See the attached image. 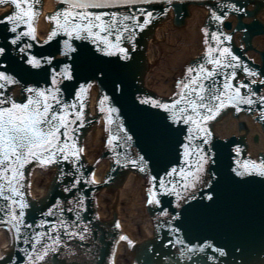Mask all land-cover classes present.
<instances>
[{
    "label": "snow or ice",
    "instance_id": "1",
    "mask_svg": "<svg viewBox=\"0 0 264 264\" xmlns=\"http://www.w3.org/2000/svg\"><path fill=\"white\" fill-rule=\"evenodd\" d=\"M178 2L59 0L57 10L46 17L49 28L46 39L41 40L37 18L43 14L42 0H0V4L11 5V10L0 16V216L5 217L0 224H16L21 244H28L23 255L0 256V264H49L65 247L71 250L70 241L90 243L89 233L94 230L81 215V209L88 210L82 185L101 181L95 173L84 175L76 134L83 127L79 121L87 118L89 98L85 93L90 97L96 85L107 90L102 93V111L107 101L111 113L119 114L121 107L114 105L127 99L139 122L143 137L140 152L117 150L121 143L132 148L133 136L123 119L108 143L117 142V165L151 172L148 204L159 209L163 243L175 247L184 264L201 259L205 264H243L233 259L243 255V243L231 240L240 241L243 236L245 197L252 193L251 184L257 178L264 185V160L237 158L239 147L234 153L225 152L215 143L212 121L227 107L251 112L252 105H264V79H259L264 72L245 66L241 56L226 46L233 34L218 32L212 37L214 44L206 41L204 63L187 68V75L178 82L182 91L174 98L166 101L144 95L136 86L140 38L159 18L169 15L171 7L166 5ZM226 11L228 5L214 11L219 24L227 20ZM243 11L239 0H232L229 14ZM204 32L210 30L206 27ZM235 69L248 79L238 80L240 73ZM22 82L25 93L17 97L14 89ZM108 122L114 123L111 115ZM37 160L44 165L60 161L68 167L76 165L74 171L60 172L64 191L73 199L62 198L41 212L47 217L65 211L75 215L58 222L42 219L40 227L52 226L54 235L37 231L34 238L26 240L23 229L33 226L24 222L31 205L25 199L22 170ZM66 203L73 206L65 207ZM191 230L213 231L230 239L221 243L220 238L205 236L197 238L198 242L189 241L186 237ZM120 239L128 241L129 237ZM152 254H157L156 249Z\"/></svg>",
    "mask_w": 264,
    "mask_h": 264
},
{
    "label": "bare ground",
    "instance_id": "2",
    "mask_svg": "<svg viewBox=\"0 0 264 264\" xmlns=\"http://www.w3.org/2000/svg\"><path fill=\"white\" fill-rule=\"evenodd\" d=\"M190 28L188 30H180L179 32H171V30L167 31V34L162 38V41H158V44L160 47L163 48V54L157 53L158 57H160V65L156 66L153 71V76L150 77L152 83H154L156 86L163 89L166 86V76L170 74V70L176 67L178 65L179 61L184 58V56L190 51H193V49L196 48L197 45V27L199 25V21L192 20L189 21ZM170 42H173L176 44V48L173 49V46ZM260 38H253V46L257 49H260ZM180 48V49H179ZM228 121L226 124H229ZM224 126L225 123L223 124ZM232 126H235V122H232ZM220 131H223V128H219ZM261 144V142H260ZM259 144V145H260ZM129 185V184H128ZM3 236H0V242L2 241L4 243Z\"/></svg>",
    "mask_w": 264,
    "mask_h": 264
},
{
    "label": "water",
    "instance_id": "3",
    "mask_svg": "<svg viewBox=\"0 0 264 264\" xmlns=\"http://www.w3.org/2000/svg\"><path fill=\"white\" fill-rule=\"evenodd\" d=\"M252 42H253V40H252ZM252 45H253V43H252Z\"/></svg>",
    "mask_w": 264,
    "mask_h": 264
}]
</instances>
